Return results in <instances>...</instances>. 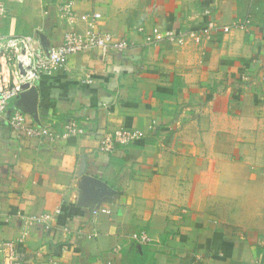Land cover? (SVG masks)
Masks as SVG:
<instances>
[{"label":"crops","instance_id":"obj_1","mask_svg":"<svg viewBox=\"0 0 264 264\" xmlns=\"http://www.w3.org/2000/svg\"><path fill=\"white\" fill-rule=\"evenodd\" d=\"M3 1L0 34L40 32L57 46L93 24L60 16L70 0ZM73 1L77 15L100 14L96 28L133 47L74 55L35 85L36 104L11 102L0 121V241L20 236L19 215L60 210L51 230L31 231L23 264H264V232L224 225L239 222L224 211L243 205L239 190L263 180L239 162L264 154V0ZM210 20L218 29L201 44L147 46L138 31L198 32ZM17 111L61 135L76 118L85 134L21 137L9 123ZM121 128L146 136L102 152L100 140ZM140 231L150 244L132 239Z\"/></svg>","mask_w":264,"mask_h":264},{"label":"built area","instance_id":"obj_2","mask_svg":"<svg viewBox=\"0 0 264 264\" xmlns=\"http://www.w3.org/2000/svg\"><path fill=\"white\" fill-rule=\"evenodd\" d=\"M18 1L20 2L21 0ZM58 12L69 25H74L79 20H91L93 24L85 33L75 30L67 31L62 43L57 46L48 45L40 32H35L34 35L15 36L0 34V121L13 100L19 98L27 90L34 88L42 78L65 70L72 56L95 49H111L116 52H125L133 47V44L127 39H116L112 34L100 32L94 23L101 18L100 14L77 15L74 10L73 0L61 4L58 7ZM204 13L209 16L211 12L207 10ZM6 15L7 8L5 3L0 0V17H6ZM247 24H250L249 20L246 21ZM217 29L216 23L210 20L207 26L198 32H163L158 28H154L149 32L144 27L138 31L142 34L145 45L157 46L162 42H178L183 45L186 44L188 39L201 44L204 40L210 39L213 32ZM223 31L229 33L230 28H224ZM9 62H13L10 74L8 73ZM9 123L14 132L26 138L56 141L70 136L85 134L83 126L76 118H70L67 121L64 126L65 133L62 135L48 127L30 125L26 116L18 111L10 116ZM145 136L142 131L121 128L113 134L105 135L100 140V150L111 153L118 147H128L137 144ZM60 213L61 211L57 210L55 214L19 215L23 223L22 232L15 240L0 241V264H23L27 256L23 249L31 231L35 227L51 230L56 215ZM64 233L67 234L68 230L65 229ZM132 239L141 245H148L152 242L146 231L133 234Z\"/></svg>","mask_w":264,"mask_h":264},{"label":"rangeland","instance_id":"obj_3","mask_svg":"<svg viewBox=\"0 0 264 264\" xmlns=\"http://www.w3.org/2000/svg\"><path fill=\"white\" fill-rule=\"evenodd\" d=\"M248 163L249 160L240 159L239 164L241 165L239 166L243 168L245 167L242 165L249 167V172L256 173L258 179H263V182H258L260 190L254 192L247 184L246 190H239L238 192L241 196L239 203H242L243 205L235 206L234 208H224L225 213L239 214L234 216V218L239 220V222H230L225 223L224 225L234 231H237L238 233L243 234L244 237H252L256 234L259 235L264 232V154L262 158H257L250 164ZM240 177L241 183H247L244 176ZM229 218L233 217L229 216ZM34 254L35 256L46 255L42 249L35 251Z\"/></svg>","mask_w":264,"mask_h":264},{"label":"water","instance_id":"obj_4","mask_svg":"<svg viewBox=\"0 0 264 264\" xmlns=\"http://www.w3.org/2000/svg\"><path fill=\"white\" fill-rule=\"evenodd\" d=\"M25 88H27V86H25ZM21 96H26L33 104H36L38 93L36 88L34 87L21 94Z\"/></svg>","mask_w":264,"mask_h":264}]
</instances>
